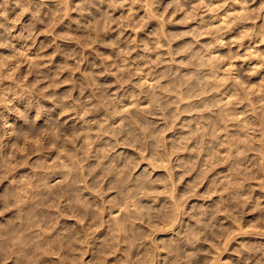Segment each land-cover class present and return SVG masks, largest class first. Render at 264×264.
<instances>
[{
	"label": "clouds",
	"instance_id": "obj_1",
	"mask_svg": "<svg viewBox=\"0 0 264 264\" xmlns=\"http://www.w3.org/2000/svg\"><path fill=\"white\" fill-rule=\"evenodd\" d=\"M0 264H264V0H0Z\"/></svg>",
	"mask_w": 264,
	"mask_h": 264
}]
</instances>
